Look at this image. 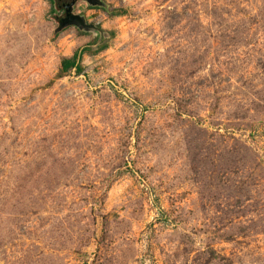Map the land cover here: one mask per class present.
<instances>
[{"label": "rangeland", "instance_id": "rangeland-1", "mask_svg": "<svg viewBox=\"0 0 264 264\" xmlns=\"http://www.w3.org/2000/svg\"><path fill=\"white\" fill-rule=\"evenodd\" d=\"M62 1L0 0V264H264V0Z\"/></svg>", "mask_w": 264, "mask_h": 264}, {"label": "water", "instance_id": "water-1", "mask_svg": "<svg viewBox=\"0 0 264 264\" xmlns=\"http://www.w3.org/2000/svg\"><path fill=\"white\" fill-rule=\"evenodd\" d=\"M77 0H72L71 3H69L66 6V18H64L61 22L60 28L63 29L66 26H77L80 29H84L86 31L90 30H97V26L95 24L88 23L84 16L80 14H74L73 13V6L76 3ZM92 5H98L101 3L100 0H87Z\"/></svg>", "mask_w": 264, "mask_h": 264}, {"label": "trees", "instance_id": "trees-1", "mask_svg": "<svg viewBox=\"0 0 264 264\" xmlns=\"http://www.w3.org/2000/svg\"><path fill=\"white\" fill-rule=\"evenodd\" d=\"M58 4L62 6L65 4V2L62 0H58ZM79 56H80V53L76 51L72 57L64 58L62 60V72H68L69 70L76 68L77 72L81 73L83 69L79 65Z\"/></svg>", "mask_w": 264, "mask_h": 264}]
</instances>
